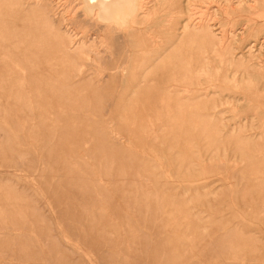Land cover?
Masks as SVG:
<instances>
[{
  "label": "rangeland",
  "instance_id": "obj_1",
  "mask_svg": "<svg viewBox=\"0 0 264 264\" xmlns=\"http://www.w3.org/2000/svg\"><path fill=\"white\" fill-rule=\"evenodd\" d=\"M147 5L0 0V264H264V0Z\"/></svg>",
  "mask_w": 264,
  "mask_h": 264
},
{
  "label": "bare ground",
  "instance_id": "obj_2",
  "mask_svg": "<svg viewBox=\"0 0 264 264\" xmlns=\"http://www.w3.org/2000/svg\"><path fill=\"white\" fill-rule=\"evenodd\" d=\"M69 2L70 3L76 2V5L78 7V13H79L78 15H80L83 18L85 23H87L91 26L96 25L97 28L104 30V32L106 30H110L111 32L112 31L113 32H122V33L126 32L128 34L129 32L131 33L135 28L142 27L144 24L147 23L148 19L151 18V16H148L149 14L146 12L147 10H145V6H148L147 0H69ZM192 2L193 1H191V3ZM200 2H201V0H200ZM193 4H195V3L193 2ZM191 10H194V9H191ZM152 13L154 14V11ZM185 13L188 15L187 16L188 19H187V17L183 18V14H185ZM199 13H200V15H202L201 12H199ZM153 14H151V15H153ZM176 14L179 17L181 16L180 18L182 19V23H183L182 25L183 26H182L181 31L183 33V36L188 37L191 34L190 33L191 32V28H190L191 24H190V19H189L191 16H189V9L187 7H186V10L180 8L179 10H177ZM195 17H196V15H195ZM192 20H194V19H192ZM199 20H201V19H199ZM195 22H197V21H195ZM201 22H202V20H201ZM198 25H200V24H198ZM199 34H203V33L200 32ZM201 40L200 41L198 40V41L201 42ZM199 44H201V43H199ZM199 56H197V57H199ZM201 57L199 59H201ZM194 67H195V64H194ZM196 68H197V66H196ZM198 68H199V66H198ZM198 73L199 72H197V74Z\"/></svg>",
  "mask_w": 264,
  "mask_h": 264
}]
</instances>
